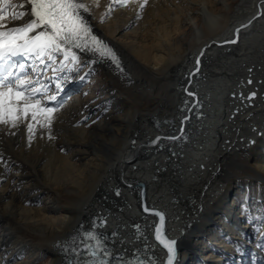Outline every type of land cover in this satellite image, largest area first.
Returning a JSON list of instances; mask_svg holds the SVG:
<instances>
[{"label": "bare ground", "instance_id": "6f19581e", "mask_svg": "<svg viewBox=\"0 0 264 264\" xmlns=\"http://www.w3.org/2000/svg\"><path fill=\"white\" fill-rule=\"evenodd\" d=\"M83 2L120 67L77 50L51 133L0 125V264L87 230L166 264L153 225L174 264H264V0Z\"/></svg>", "mask_w": 264, "mask_h": 264}, {"label": "snow or ice", "instance_id": "6c2138e0", "mask_svg": "<svg viewBox=\"0 0 264 264\" xmlns=\"http://www.w3.org/2000/svg\"><path fill=\"white\" fill-rule=\"evenodd\" d=\"M114 2L128 6L130 0ZM148 2L140 0L139 7H145ZM25 16L27 21L15 24V21H23ZM89 16V6L83 0H21L20 3L0 0V125L17 129L22 124L26 125L29 142L35 136L36 127L51 133L56 113L62 107L57 93L62 91L67 78L64 81L60 77L45 79V74L49 70L54 73L71 72L73 68L79 70L77 50L110 60L120 67L114 50L93 33ZM225 43H236V40ZM57 64H60L59 68H56ZM53 79L57 81L54 85ZM145 211L159 216L161 222L164 219L162 214L153 213L147 206ZM153 227L156 241L166 250V264H174L176 242L167 239L161 227ZM77 241L83 243L79 250ZM60 247L65 252L70 248L73 256L77 257L67 264H113V260L115 264H154L138 257L132 260L114 257L104 242L103 234L95 231L77 234ZM85 256L90 259H82Z\"/></svg>", "mask_w": 264, "mask_h": 264}, {"label": "rangeland", "instance_id": "374dc122", "mask_svg": "<svg viewBox=\"0 0 264 264\" xmlns=\"http://www.w3.org/2000/svg\"><path fill=\"white\" fill-rule=\"evenodd\" d=\"M241 87H242V86H239V85L237 86V88H241ZM248 100H249V99H248ZM109 244H110V243L108 242V245H109Z\"/></svg>", "mask_w": 264, "mask_h": 264}, {"label": "water", "instance_id": "95a60500", "mask_svg": "<svg viewBox=\"0 0 264 264\" xmlns=\"http://www.w3.org/2000/svg\"><path fill=\"white\" fill-rule=\"evenodd\" d=\"M250 95H252V93H250Z\"/></svg>", "mask_w": 264, "mask_h": 264}]
</instances>
